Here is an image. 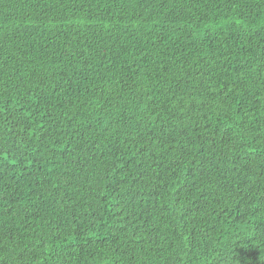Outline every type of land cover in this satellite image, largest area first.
I'll list each match as a JSON object with an SVG mask.
<instances>
[{"label": "trees", "instance_id": "16d2710c", "mask_svg": "<svg viewBox=\"0 0 264 264\" xmlns=\"http://www.w3.org/2000/svg\"><path fill=\"white\" fill-rule=\"evenodd\" d=\"M0 264H264V0H0Z\"/></svg>", "mask_w": 264, "mask_h": 264}]
</instances>
